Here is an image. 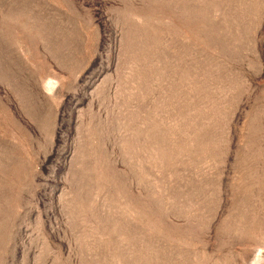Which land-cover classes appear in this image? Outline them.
<instances>
[{"label":"rangeland","instance_id":"374dc122","mask_svg":"<svg viewBox=\"0 0 264 264\" xmlns=\"http://www.w3.org/2000/svg\"><path fill=\"white\" fill-rule=\"evenodd\" d=\"M0 264H264V0H0Z\"/></svg>","mask_w":264,"mask_h":264}]
</instances>
